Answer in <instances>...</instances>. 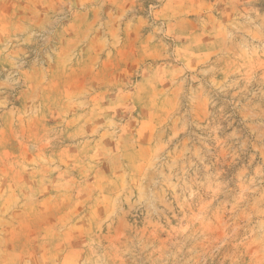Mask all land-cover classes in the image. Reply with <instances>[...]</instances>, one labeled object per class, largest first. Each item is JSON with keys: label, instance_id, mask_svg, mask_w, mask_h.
Instances as JSON below:
<instances>
[{"label": "rangeland", "instance_id": "obj_1", "mask_svg": "<svg viewBox=\"0 0 264 264\" xmlns=\"http://www.w3.org/2000/svg\"><path fill=\"white\" fill-rule=\"evenodd\" d=\"M0 264H264V0H0Z\"/></svg>", "mask_w": 264, "mask_h": 264}]
</instances>
